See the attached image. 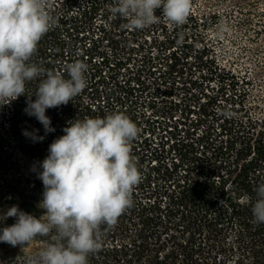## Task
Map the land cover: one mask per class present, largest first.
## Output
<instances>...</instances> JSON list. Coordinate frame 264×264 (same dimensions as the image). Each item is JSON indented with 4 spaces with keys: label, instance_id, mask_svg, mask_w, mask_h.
Segmentation results:
<instances>
[{
    "label": "trees",
    "instance_id": "trees-1",
    "mask_svg": "<svg viewBox=\"0 0 264 264\" xmlns=\"http://www.w3.org/2000/svg\"><path fill=\"white\" fill-rule=\"evenodd\" d=\"M111 3L53 0L56 24L32 62L63 72L79 59L87 87L46 110L54 132L26 114L27 96L0 105V214L17 205L42 215L38 172L51 142L73 119L121 112L139 129L131 155L142 178L88 264H264V223L249 203L264 183V0H191L183 25L161 16L143 30L125 28ZM20 247L0 242V264H27L35 253Z\"/></svg>",
    "mask_w": 264,
    "mask_h": 264
},
{
    "label": "clouds",
    "instance_id": "clouds-1",
    "mask_svg": "<svg viewBox=\"0 0 264 264\" xmlns=\"http://www.w3.org/2000/svg\"><path fill=\"white\" fill-rule=\"evenodd\" d=\"M53 0H0V105L27 96V115L34 116L45 133L54 132L47 109L67 105L87 87L88 65L77 59L64 71L45 70L32 62L44 35L56 24L50 14ZM191 0H112L111 15L126 21L124 27L143 30L161 16L183 25L190 14ZM157 9H162L160 16ZM65 73L67 78H65ZM40 79L35 94L26 84ZM36 99L32 100L31 97ZM24 131L34 142L43 136ZM63 135L54 139L48 155L40 162L42 199L37 218L9 207L0 220L15 217V223L0 230V242L22 249L35 238L49 242L27 264H88L91 254L102 246V228L115 227L119 217L133 205V190L141 173L131 155V142L139 129L126 114L71 120ZM249 197L253 221L264 223V183Z\"/></svg>",
    "mask_w": 264,
    "mask_h": 264
},
{
    "label": "rangeland",
    "instance_id": "rangeland-1",
    "mask_svg": "<svg viewBox=\"0 0 264 264\" xmlns=\"http://www.w3.org/2000/svg\"><path fill=\"white\" fill-rule=\"evenodd\" d=\"M41 215L39 216H36L37 218H39ZM44 246V244H41L39 243L37 240H33L30 244L26 245L23 249L22 247L20 248H17V253L21 252L19 251L20 249L21 250H24V251H27V249L31 252H34L35 254L33 256H35ZM17 253H15L14 251H12L11 249H7L6 251L3 252V256H11V255H17Z\"/></svg>",
    "mask_w": 264,
    "mask_h": 264
}]
</instances>
